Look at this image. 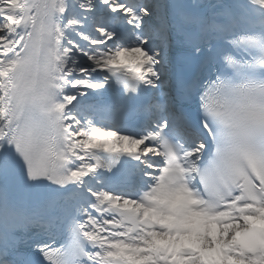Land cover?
I'll return each mask as SVG.
<instances>
[{"label":"snow or ice","instance_id":"1","mask_svg":"<svg viewBox=\"0 0 264 264\" xmlns=\"http://www.w3.org/2000/svg\"><path fill=\"white\" fill-rule=\"evenodd\" d=\"M0 264H264V0H0Z\"/></svg>","mask_w":264,"mask_h":264}]
</instances>
